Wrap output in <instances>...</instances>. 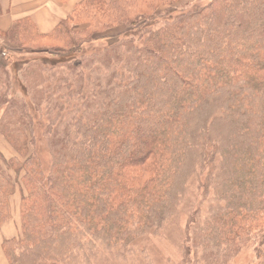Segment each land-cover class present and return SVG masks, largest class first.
Here are the masks:
<instances>
[{"label": "trees", "instance_id": "16d2710c", "mask_svg": "<svg viewBox=\"0 0 264 264\" xmlns=\"http://www.w3.org/2000/svg\"><path fill=\"white\" fill-rule=\"evenodd\" d=\"M86 14L98 30H128L83 51L94 34L71 25ZM0 39L21 48L31 91L10 97L5 80L0 93V136L15 154L0 152V238L20 194L5 264H92L98 248L125 257L196 178L181 264H228L254 234L264 264V0H82L47 34L25 18ZM7 54L0 46L1 79Z\"/></svg>", "mask_w": 264, "mask_h": 264}, {"label": "rangeland", "instance_id": "374dc122", "mask_svg": "<svg viewBox=\"0 0 264 264\" xmlns=\"http://www.w3.org/2000/svg\"><path fill=\"white\" fill-rule=\"evenodd\" d=\"M89 19H92V16L87 14L79 16L71 25V31L73 30L75 33L87 30L89 32H93L94 34H92L93 41L81 48L83 51L101 49L105 45L115 42L128 30L123 29L122 27L109 30H98V28H95L92 23V25L89 26ZM0 46L8 49L9 51V54L5 57L7 67L6 71H4V79H1L2 76H0V93L3 94L5 92V80H7V83L10 85V89L8 91V95L10 97L28 98V94H31V91L26 88V83L28 81L27 77H22V70L26 63L20 62L24 60V57L22 59L21 55H19V53H22L21 48L18 49L2 39H0ZM78 48L73 52L63 54L60 51L47 53L46 57L49 61L64 60L67 59L68 56L72 58V54L77 52ZM25 58L27 59V57ZM42 60L45 62V59ZM52 63L53 62H51V64ZM38 73H41L39 67H37V71L33 69V74L29 75V79H37L41 76ZM49 75L50 74H48V76ZM53 75H50L51 81V77ZM57 78L58 77L55 76L54 80ZM33 124L37 156L41 162L43 170L47 172V168L50 165V156L44 137L47 122L45 117L36 115ZM218 142H220V139H218ZM0 152L6 159L15 156L11 148L1 136ZM198 180L196 178L195 180L189 181L184 199L179 202L174 212L166 218L158 231L155 233H148L139 239L132 245L130 251L126 253L125 257H122L115 249L98 248L96 256L94 257L95 259L92 260V264H181L182 258L180 255V247L186 239V226L190 210L196 204V201L201 195V191L198 190V185L200 184V180ZM19 200L20 194L19 191H16L14 197L11 198L13 220L15 221L18 220ZM18 221H16V237L19 235ZM259 237L260 234H254L253 236L246 235V241L242 244L238 253L229 261L228 264H258L259 258L261 257L256 255L255 249L259 247ZM4 263L5 261L0 251V264Z\"/></svg>", "mask_w": 264, "mask_h": 264}, {"label": "crops", "instance_id": "0c3cea01", "mask_svg": "<svg viewBox=\"0 0 264 264\" xmlns=\"http://www.w3.org/2000/svg\"><path fill=\"white\" fill-rule=\"evenodd\" d=\"M80 1L82 0H0V31L6 32L16 21L27 18L40 34H47L66 19ZM16 221L12 220L3 226V239L16 237Z\"/></svg>", "mask_w": 264, "mask_h": 264}]
</instances>
